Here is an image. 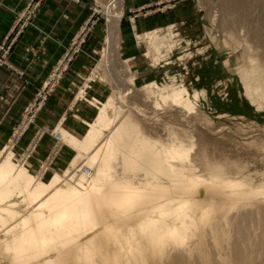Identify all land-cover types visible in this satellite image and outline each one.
<instances>
[{
    "label": "rangeland",
    "instance_id": "rangeland-1",
    "mask_svg": "<svg viewBox=\"0 0 264 264\" xmlns=\"http://www.w3.org/2000/svg\"><path fill=\"white\" fill-rule=\"evenodd\" d=\"M35 1L25 27H35L45 0ZM86 2L89 17L42 82L32 84L17 118L11 108L28 84L0 86V159L14 149L44 180L53 172L71 182L85 169L102 173L92 202L103 226L30 263L264 264V0ZM110 12L119 19L109 64L103 50ZM11 65L0 68L23 78ZM177 90L180 107L171 97ZM57 91L66 93V104H50ZM91 96L108 100L98 108ZM100 110L114 115L118 155L93 165L62 136L81 140L82 121ZM174 150L183 154L179 160L169 157ZM179 199L187 236L175 246L165 233L174 215L166 223L158 215ZM13 200L26 213L27 204ZM3 248L0 242V262L10 263Z\"/></svg>",
    "mask_w": 264,
    "mask_h": 264
},
{
    "label": "bare ground",
    "instance_id": "bare-ground-1",
    "mask_svg": "<svg viewBox=\"0 0 264 264\" xmlns=\"http://www.w3.org/2000/svg\"><path fill=\"white\" fill-rule=\"evenodd\" d=\"M114 4L116 3L114 2ZM118 19L117 13H108L103 57L104 60L107 58L109 64L112 62L111 52L114 50L116 39H118ZM143 35L150 39L146 33ZM171 97L175 107L182 105L180 90L175 91ZM90 98L92 102L100 104L98 108H102L108 100L107 96L103 101L98 96ZM188 109V107L183 108L186 111ZM113 119L114 115L111 116L108 112L100 110L92 122H83L87 132L81 140L66 132L67 130L62 131L70 136L66 140L64 135L61 136L68 146L79 154H85L84 160L88 159L86 163L89 161L93 165H98L100 160L105 163L107 162L106 158L113 159L118 155L116 148L111 146V139L115 135L114 127L111 125ZM100 124L103 127L97 126ZM13 150H5L0 159V242L4 247L3 252L10 254L11 259L10 263L0 262V264H32L31 260L34 261L43 255H48L49 250L56 246L72 242L87 231L97 232L99 227L103 226L97 224V220H100V211L98 204L92 202L93 195L100 191L98 179L102 173L95 171L91 176L90 169H88L89 173L84 170L81 175L79 174L80 177L76 182H71L61 179V174L58 172H53L49 179L44 180L28 170L26 162L20 159L23 157L17 161ZM1 152L2 149H0ZM169 153L171 159L179 160V157L183 155L175 150L169 151ZM73 160L76 162L77 157ZM74 172L76 171L74 170ZM63 174L69 176L66 171H63ZM88 175L91 176L89 177L91 179L87 181L85 177ZM61 181L65 182L60 185ZM13 198L27 204L26 213L20 214L21 211L16 209L17 200L15 201ZM184 204L185 202L181 199L175 200L168 208L161 209L158 215V218L164 223L169 215H174V225H168V228H165V233L171 237L175 246H182L187 236L186 212H180ZM43 210L46 213H43ZM118 232L119 230L111 232L112 240L119 238ZM73 246H77V244L74 243Z\"/></svg>",
    "mask_w": 264,
    "mask_h": 264
},
{
    "label": "crops",
    "instance_id": "crops-1",
    "mask_svg": "<svg viewBox=\"0 0 264 264\" xmlns=\"http://www.w3.org/2000/svg\"><path fill=\"white\" fill-rule=\"evenodd\" d=\"M28 2L29 0H0V43L12 33L16 13L23 10ZM89 11L86 0H80L79 3L74 0H45L34 19L35 27L29 25L16 35L8 58L23 71V78L12 77L6 69L0 68L1 87L4 84L22 85L24 81L28 84L11 108L14 117L20 115L23 106L31 99L32 84L42 82L45 73L77 36L89 17ZM62 94L66 93L57 91L56 96L50 99V104H66Z\"/></svg>",
    "mask_w": 264,
    "mask_h": 264
},
{
    "label": "built area",
    "instance_id": "built-area-1",
    "mask_svg": "<svg viewBox=\"0 0 264 264\" xmlns=\"http://www.w3.org/2000/svg\"><path fill=\"white\" fill-rule=\"evenodd\" d=\"M39 1L30 0L24 10L19 14L18 21L15 23L11 35H9L6 39H4L0 45V65L11 68L12 65L8 61V55L11 51L12 45L16 39V35L21 32V30L30 23L32 17V12L35 10ZM12 36V37H11ZM61 66V65H60ZM59 66V67H60ZM59 67H57L56 72L59 71ZM55 72L52 73L47 79V84H51L54 81ZM86 172H90L88 169H85Z\"/></svg>",
    "mask_w": 264,
    "mask_h": 264
}]
</instances>
